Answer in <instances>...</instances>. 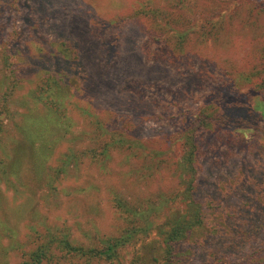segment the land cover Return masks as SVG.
I'll return each mask as SVG.
<instances>
[{"label": "rangeland", "instance_id": "1", "mask_svg": "<svg viewBox=\"0 0 264 264\" xmlns=\"http://www.w3.org/2000/svg\"><path fill=\"white\" fill-rule=\"evenodd\" d=\"M262 176L264 0H0V264L51 237L99 253L130 225L118 199L154 228L113 264H164L189 183L178 264H264V216H239ZM56 244L44 264H88Z\"/></svg>", "mask_w": 264, "mask_h": 264}, {"label": "trees", "instance_id": "2", "mask_svg": "<svg viewBox=\"0 0 264 264\" xmlns=\"http://www.w3.org/2000/svg\"><path fill=\"white\" fill-rule=\"evenodd\" d=\"M249 114L247 111L243 112L241 115L238 114L236 109L230 110L228 113V122H239L241 119L248 118ZM195 137L191 134L187 135L186 143L189 145L190 151L185 154L183 158L181 168L183 170V174L190 175L195 170L194 163L195 160V145H194ZM264 177V176H262ZM254 184L257 182H253ZM192 183H189L186 193H183L185 199L191 200L188 212L181 215L177 223L172 224L170 230L168 232V236L165 240V258L166 261L164 264H178V251L177 246L187 238L188 233L193 230V228L197 227L200 222H203V214L201 211V206L198 205L194 201L193 191L191 190ZM254 194L251 191V195ZM255 199H252L249 203L250 205L245 209L244 214L240 213V217L245 222H248L250 225L252 222L260 220L261 217L264 216V207L260 205H254ZM117 211L120 213L128 214L129 218H132L130 221L129 227L124 231L122 236L116 238H110L103 240L101 245L102 251L98 253L96 249H84L83 247H75L71 243L69 239L65 237L61 240L55 239L53 237L48 238L46 242L41 243V245L27 256V260L23 264H44L51 263L55 260V255L52 253L54 249L53 244H56V248L61 254H64L65 257L69 259H85L88 264L93 263L96 257L103 258L104 261L109 264H113L114 261H120L121 251H124L127 246L134 243V241L141 235H148L154 227L151 224V215L145 214L142 216H138L135 213H131L133 209L122 199H118L116 201ZM126 218V217H125ZM264 218V217H263ZM236 220L238 218L236 217ZM237 221L230 223L231 227H240ZM240 231H237L239 233ZM99 254V255H97ZM147 257V256H146ZM139 259H142L139 257ZM138 264V263H136Z\"/></svg>", "mask_w": 264, "mask_h": 264}]
</instances>
